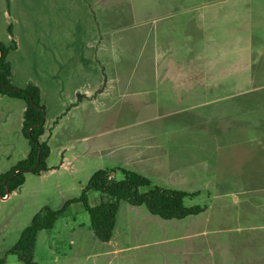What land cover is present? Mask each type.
Wrapping results in <instances>:
<instances>
[{
  "label": "rangeland",
  "instance_id": "374dc122",
  "mask_svg": "<svg viewBox=\"0 0 264 264\" xmlns=\"http://www.w3.org/2000/svg\"><path fill=\"white\" fill-rule=\"evenodd\" d=\"M0 40L16 44L12 83L40 89L54 165L0 199V264H23L8 250L32 217L100 168L205 209L166 219L120 200L103 241L75 201L39 231L37 264H264V0H0ZM24 110L0 94V173L29 151Z\"/></svg>",
  "mask_w": 264,
  "mask_h": 264
},
{
  "label": "trees",
  "instance_id": "16d2710c",
  "mask_svg": "<svg viewBox=\"0 0 264 264\" xmlns=\"http://www.w3.org/2000/svg\"><path fill=\"white\" fill-rule=\"evenodd\" d=\"M15 47V42L8 46L0 40V94L25 101L23 131L29 138L30 148L24 158L9 170L0 173V199L25 182L26 171L41 174L50 169L48 158L51 147L47 140L42 139L45 133V107L41 102L40 89L34 84L19 87L11 80L12 65L8 54ZM122 171L124 178L118 180L112 176L113 171L100 168L92 174L79 198L67 199L58 209L44 206L32 217L30 223L22 230L18 241L8 252L16 254L23 264H37L34 260V248L39 231L52 228L68 205L75 201L83 203L90 214L92 230L103 241H108L113 236L120 200H126L132 205L144 204L152 214L166 219L183 218L205 209L199 205L184 204V197L193 195L194 192L162 186L141 191L140 188L149 186L151 180L134 170L122 168ZM92 190L102 194L100 201L95 205L89 203L88 192Z\"/></svg>",
  "mask_w": 264,
  "mask_h": 264
},
{
  "label": "crops",
  "instance_id": "0c3cea01",
  "mask_svg": "<svg viewBox=\"0 0 264 264\" xmlns=\"http://www.w3.org/2000/svg\"><path fill=\"white\" fill-rule=\"evenodd\" d=\"M96 95H95V93L90 89H88V90H86L83 94H82V97H81V99H80V101L79 102H81L83 105H85V104H91L92 102H94V101H96ZM79 102H75L74 103V105H75V107L77 108V107H79L80 105H79ZM58 122V121H57ZM59 123V122H58ZM52 133V132H51ZM53 134V133H52ZM44 135V134H43ZM43 135H42V139L43 140H47L48 142H50V139H51V137L53 136V135H49L47 138H43ZM85 137V136H84ZM49 144H51V143H49ZM50 147H51V145H50ZM51 151H52V149H51ZM51 154V153H50ZM52 170H54V165H50V169L48 170L49 172H51ZM48 171H46V172H44V173H47ZM44 173H42V174H44ZM112 174H114L115 175V172H113ZM10 196V195H9ZM8 196V197H9Z\"/></svg>",
  "mask_w": 264,
  "mask_h": 264
},
{
  "label": "water",
  "instance_id": "95a60500",
  "mask_svg": "<svg viewBox=\"0 0 264 264\" xmlns=\"http://www.w3.org/2000/svg\"><path fill=\"white\" fill-rule=\"evenodd\" d=\"M9 195H10V193L8 192V193L3 197V199H6Z\"/></svg>",
  "mask_w": 264,
  "mask_h": 264
},
{
  "label": "built area",
  "instance_id": "2783aa9c",
  "mask_svg": "<svg viewBox=\"0 0 264 264\" xmlns=\"http://www.w3.org/2000/svg\"><path fill=\"white\" fill-rule=\"evenodd\" d=\"M110 177H112V176H110Z\"/></svg>",
  "mask_w": 264,
  "mask_h": 264
}]
</instances>
